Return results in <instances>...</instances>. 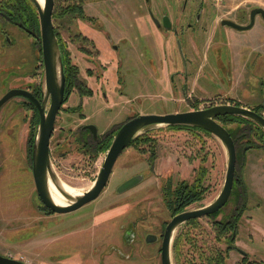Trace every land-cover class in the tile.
<instances>
[{
  "label": "rangeland",
  "instance_id": "rangeland-1",
  "mask_svg": "<svg viewBox=\"0 0 264 264\" xmlns=\"http://www.w3.org/2000/svg\"><path fill=\"white\" fill-rule=\"evenodd\" d=\"M92 2H85L87 17L101 13ZM185 2L187 13L182 17ZM58 5L63 9L68 6L66 0H57V8ZM116 6L122 7L124 22L122 34L115 31L117 27H111L113 33L116 32L112 43L119 47L118 52L102 35L92 34L95 40L91 39L88 32L93 26L84 19L67 15L54 20L56 27L60 26L71 65L78 66L82 75L80 86L73 88L69 102L57 118L51 140L52 165L55 176L83 191L93 186L110 149L96 150L92 135L83 130L85 125H95L99 135L108 130L105 135L109 133L106 138L112 144L118 128L129 118L185 112L194 103L200 104V98H204L203 104L223 92L245 106L264 105L262 17L258 16L253 29L243 32L219 25L222 19L248 24L250 12L264 8V0H150V3L118 0L99 7L104 15L112 14ZM149 11L159 20L170 16L177 23H184L183 19L191 16L195 19L198 14L202 19L199 28H205L207 33L200 47L204 54L208 50L209 59L205 63L202 85L193 89L191 101H185L192 94L190 88L186 91L181 87L183 83H178L181 86L170 84L169 79L178 68H172L174 65H169L168 61L176 54L179 57L180 50L185 58L195 56L192 36L188 37L192 32L181 26L180 33L187 34L189 44L180 37L178 47L174 48L172 33L164 31L162 35L154 27ZM136 14L142 17L138 22L143 36L135 27ZM191 22L196 23L195 20ZM112 23L120 26L116 19ZM4 24L10 37L5 40L0 22V99L15 88L43 91L44 98L46 77L42 43L18 27L9 25L11 29L7 30ZM79 32L91 42L77 39ZM215 46L220 47L226 72L233 59L239 61V66H246L237 84L230 85L224 70H221V76H225L223 83L210 76L211 66L218 67ZM161 70H164L162 77ZM89 71L93 75L88 74ZM99 74L109 79L94 83ZM82 87L94 89L96 95L85 97L83 94L87 90ZM82 103L86 120L81 118L80 112L67 111ZM49 106L50 101L47 108ZM220 123L237 139L240 137L236 143L238 183L221 217L227 222L239 206L236 245L249 254L250 263L264 264V129L261 131L258 124L249 130L245 126L252 125L248 123ZM39 125L37 108L23 97L12 99L0 110V253L29 264H161V242L148 245L145 237L148 233L159 235L171 220L172 189L184 181L193 184L202 171H206L205 199L188 208L192 210L213 203L225 183L228 152L220 139L203 130L156 125L137 136L142 143L131 144L123 152L97 200L68 214L40 213L43 205L37 196L32 169V145ZM246 147L251 149L244 151ZM136 175L144 177L142 183L119 194L120 185ZM18 183L22 187L24 183L30 186L29 195L27 192L25 196L20 194L23 188L19 190ZM238 193H244L241 200ZM243 207L245 210L240 209ZM212 221L202 218L194 230L190 231L187 224L176 230L175 239L184 237L176 242L179 243L177 250L176 245L173 250L179 255L177 260L173 256L174 264H210L208 258L216 257L218 251L227 256L224 264H246L237 251L226 253L228 244L218 240V231ZM230 235L228 233V237Z\"/></svg>",
  "mask_w": 264,
  "mask_h": 264
},
{
  "label": "water",
  "instance_id": "water-1",
  "mask_svg": "<svg viewBox=\"0 0 264 264\" xmlns=\"http://www.w3.org/2000/svg\"><path fill=\"white\" fill-rule=\"evenodd\" d=\"M149 1V0H147ZM39 15L40 34L26 28V31L39 39L42 43V53L45 66L46 77V93L42 100L37 99L33 93L26 89H11L0 99V110L9 101L16 97H25L33 102L39 111L40 125L35 140L32 153L33 175L37 193L42 203L52 212L58 214H68L75 212L82 207L97 200L107 187L112 176L115 165L123 154L130 147L132 141L145 129L156 125L166 126H189L203 129L222 141L228 152V168L223 189L217 199L207 205L195 210L185 211L176 215L168 224L164 242L162 246V264L172 263V240L176 230L184 223L193 219L210 216L226 206L230 200L236 181V167L238 162V150L234 138L229 130L219 121V117L224 116H242L252 119L264 129V115L253 111L247 107L236 105H219L207 107L205 109L187 112L170 113L165 115L145 114L137 116L127 121L116 133L111 147L105 158L103 167L95 180L91 189H89L82 197L75 198L65 207L57 205L49 194V177L58 178L51 159V140L55 131L58 114L65 102L66 77L62 60L61 49L54 24L55 0H45L44 8L41 7L38 0H33ZM257 16H261L264 20V8H255L251 11V23L247 26L241 25L235 21L223 19V26L232 27L239 31H246L253 28ZM152 19L157 27L161 26L160 21L152 14ZM164 27L171 28V19L169 16L164 17ZM24 27L23 24H19ZM10 41V38H9ZM60 71V74H59ZM50 101V106L47 105ZM95 136L98 130L95 125H88ZM251 147H246L247 151ZM144 177L136 175L120 185L117 189L119 194H123L137 186H139ZM0 264H25L23 262L9 259L0 255Z\"/></svg>",
  "mask_w": 264,
  "mask_h": 264
},
{
  "label": "flooded vegetation",
  "instance_id": "flooded-vegetation-1",
  "mask_svg": "<svg viewBox=\"0 0 264 264\" xmlns=\"http://www.w3.org/2000/svg\"><path fill=\"white\" fill-rule=\"evenodd\" d=\"M4 1H6V0H1L0 1V22H1V26H3V28H2V30H1V33L2 34H4L5 35V40L7 39V37H10V34L8 33H6V30H5V27H4V23H6V26H8L7 27V30H10L11 29V27L9 26V25H11L12 27H18V28H20L21 30H23L24 32H26V33H28L27 31H26V28H28V26H26L22 21H20V20H16L13 16H14V10H13V6H11L10 7V3H6L5 4V2ZM9 1V0H8ZM10 1H12V0H10ZM91 1H93L92 3H94L95 5H97L98 7V10H100V12L101 13H99V15H96V14H92V16L90 17H87L86 16V10H85V2H86V0H66V3H67V5L70 3V4H76L77 6H81V8L83 9V15H80V14H76V17H77V19H84V20H86L87 22H89V23H91L92 24V26H93V29L91 28V30H89V32H88V36L91 38V39H93V40H95V38L93 37V36H97V37H99V35H102V36H104V37H106V39L110 42V43H112V41L114 40V37H115V33L116 32H118V34H122L121 33V27H122V25L124 24V22H123V20L121 19V9H122V7H118V6H116V9L114 10L113 9V11L111 12L112 14H109V13H106V14H102V12L104 11V10H102V9H100V5L101 4H107V5H109V3H110V1L111 2H115V1H118V0H91ZM146 2L148 3H150V0L149 1H147L146 0ZM11 3H13V2H11ZM62 3L64 4L65 2H63L62 1ZM137 3V2H136ZM69 4V5H70ZM120 4V2L117 4V5H119ZM7 5V7H5ZM56 5H57V0H55V7H56ZM65 5V4H64ZM68 5V6H69ZM68 6L66 7V8H68ZM113 6H115V4L113 5ZM58 7H60L61 9H63V7L62 6H60V5H58ZM65 9V8H64ZM106 11V10H105ZM187 11V2H185V4H184V6H183V12H182V14H183V16L182 17H184L185 15H186V12ZM54 12H55V9H54ZM96 13V12H95ZM152 14H154L152 11H149V15H150V17L152 18ZM113 15V16H112ZM189 15L191 16V13L189 12ZM75 17V16H74ZM165 17V16H164ZM164 17H162L159 21H160V23H161V26L160 27H157V25L154 23V21H153V19H152V22H153V24H154V27L159 31V32H161L162 33V35H163V33H164V31H166V32H168V33H172V35H173V41H174V48H176V46L178 47V44H179V39H180V37H183L186 41H187V45L189 44V42H188V38H187V34L186 35H184V33H183V35H182V33H180V31L182 30V27L181 26H186V28L189 30V31H191L192 32V34H190L188 37H190V36H192V39H191V42H192V47H193V49H194V53H196L195 54V56L193 57V55H190V57H184V54L181 52V50L179 51V57L177 56V54H176V56H173V57H168L169 58V61H168V63H169V65H174L172 68H174L175 69V67L176 68H178L172 75H171V77H170V79H169V82H170V84H172L173 86H181V85H179V84H181V83H183L182 84V86L181 87H183V89L184 90H186V91H188L189 90V88H190V90L189 91H192V94L190 95V97H187L186 99H185V101H191V98H192V96H193V89H196L197 87H199L200 85H202V79L204 78V76L206 75L205 74V69H206V65H205V63H206V61L209 59V56H208V54H207V52H208V50L206 51V53L204 54V52H203V49H202V47H200V46H202L203 45V42H202V38H206L205 37V34L207 33L206 32V29L205 28H199V26H200V23H201V17L199 16V14L198 15H196V17H195V19L191 16V17H188V18H186V19H183V20H185L184 21V23H177V21L176 22H173V20H172V18L170 17V19H171V28L170 29H167V28H165L164 27ZM53 18H54V15H53ZM63 18H65V17H63ZM142 17H140V16H138L137 14H136V21H135V27H136V29H138L139 30V32H140V34H141V36H143V34H142V27H140L139 26V22H138V20L139 19H141ZM257 18H258V16H257ZM257 18H256V22H255V25L253 26V28L256 26V23H257ZM114 19H116V22L120 25V26H117L115 23H112L113 21H114ZM260 19H261V16H260ZM2 20V21H1ZM121 20H122V23H121ZM193 20H195L196 21V23H195V25L197 24V27H194L195 25L191 22V21H193ZM223 20V19H222ZM222 20H220L219 21V25L220 26H222V27H228V26H223L222 24H221V21ZM227 20H232V19H227ZM263 20V19H262ZM232 21H235V20H232ZM245 21H246V19H245ZM264 21V20H263ZM238 23V22H237ZM251 23V12H250V17H249V20H248V24H241V25H245V26H247V25H249ZM19 24H23V26L24 27H21ZM54 24H55V22H54ZM107 24V25H106ZM260 25H261V23H260ZM112 26H114V27H117L118 29H115V33H113V30H112ZM124 26V25H123ZM263 27H264V25H262ZM56 27V26H55ZM140 27V28H139ZM60 28V26L58 25V31L60 30L59 29ZM229 28H232V27H229ZM253 28H251V29H253ZM28 29H30V30H32L31 28H28ZM234 29V28H233ZM250 29V30H251ZM126 30V29H125ZM234 30H236V29H234ZM32 31H34V30H32ZM237 31H239V30H237ZM264 31V30H263ZM36 32V31H35ZM243 32V31H242ZM6 33V34H5ZM29 34V33H28ZM37 34H40V33H38L37 32ZM92 34H93V36H92ZM30 35V34H29ZM162 35H159V36H162ZM32 36V35H31ZM101 36V37H102ZM193 36H194V38H193ZM34 37V36H33ZM58 37V41H59V39L61 38V40H63V38H62V35H61V33H60V31H59V35L57 36ZM77 39H79V40H81L82 38H83V40L84 41H88V42H91V40H89L88 39V37L86 38V37H84V35H82V33L81 32H79V33H77ZM156 37V36H155ZM37 41H39L40 42V40L39 39H37V38H35ZM217 41V40H216ZM9 43V42H8ZM11 43V42H10ZM59 45H60V41H59ZM217 45V44H216ZM112 47H113V49L114 50H116L117 52L119 51V47L118 46H116V44H114L113 45V43H112ZM200 48V49H199ZM215 48H218L219 50L217 51L216 49V54H215V58H216V61H217V66L218 67H212L211 66V71H210V76L212 77V78H214V77H216L217 79H219V81H221L222 82V80H223V82H225V76H221V70H224L225 72H226V67H225V65H224V62H223V56H222V53H221V50H220V47H216L215 46ZM179 49V48H178ZM189 53V52H188ZM260 55H262V54H260ZM260 55H259V57L256 59V62L259 60V58H260ZM244 57V56H243ZM250 58L252 59V55H250ZM62 60H63V58H62ZM120 60V62L122 63V60L121 59H119ZM201 60H202V62H201ZM64 65V64H63ZM192 65H194L193 67H196L194 70H192V68H190ZM75 67L77 68V74H76V76H75V87H78V86H80V83H81V75H82V73H81V70L79 69V67L78 66H76L75 65ZM234 67H236L235 69H234ZM244 67V68H243ZM245 65H242V67L241 66H239L238 64H236L235 62H233V60H231V62H230V69L229 70H227V75L229 76V83H230V85H233V84H237L238 82H240L241 80H242V78H243V75H244V73H245ZM190 69V70H189ZM237 69H239V73H241L240 72V70L242 71V73L241 74H239L238 73V71H237ZM65 71V70H64ZM163 72H164V70L162 71H159V75L162 77V74H163ZM88 74H92V72L91 71H89L88 72ZM93 75V74H92ZM107 79H109L105 74H99L98 76H95V79H94V83H101V82H105V80H107ZM165 80V79H164ZM164 80L162 81L163 83H164ZM176 80H177V82H176ZM181 80V81H180ZM67 82V81H66ZM222 82V83H223ZM165 83H166V81H165ZM179 83V84H178ZM83 89H85V90H87V92L89 93L88 95H86L85 97H92V96H95L96 95V93H95V91H94V89H90V88H88V87H82ZM178 89V88H177ZM29 91V90H28ZM31 93H33V95L37 98V99H39V100H42L43 99V91H30ZM65 95H66V92H65ZM71 96V95H70ZM70 96H69V98H68V100L67 101H65L64 102V104H63V107L61 108V110H60V112H59V114L60 113H62V110H63V108H64V105L66 104V103H68L69 102V100H70ZM217 96V97H216ZM216 96H214V97H216V99H214V100H212V101H203V104H202V99H204V98H200L199 100H201L200 101V104H197V103H194L193 105L194 106H192L189 110H187V111H196V110H201V109H205V108H207V107H213V106H219V105H236V106H243V107H247V108H249V109H252L253 111H256L257 113H260V114H262V115H264V105H257V104H254V105H251V107L250 106H248V105H244V104H241L240 103V100H238V102H236V101H234L233 100V97H231V96H228L227 94H226V92H223V95L222 94H220V95H216ZM84 97V98H85ZM194 97V96H193ZM224 97H226V98H228L227 100H230V101H232V102H230V101H227L226 99H223ZM24 99H26V100H28L30 103H32L33 104V102L31 101V100H29V99H27V98H25V97H23ZM235 99V98H234ZM197 102V101H196ZM83 104L84 103H82V104H80V105H78V106H73L72 108H68V112L69 113H71V114H77L78 112H80L81 113V118L84 120H86L87 118V116H85V114L83 113ZM34 105V104H33ZM206 105V106H205ZM35 106V105H34ZM188 106H189V103H188ZM258 109H260L259 111H257ZM38 110V109H37ZM187 111H185V112H187ZM39 112V111H38ZM175 113H178V112H175ZM59 114H58V117H59ZM137 116H140V115H136L135 117H137ZM57 117V118H58ZM135 117H132V118H129L128 119V121L129 120H131V119H133V118H135ZM92 125V124H91ZM124 125V124H123ZM122 125V126H123ZM86 126H88V125H85V126H83V130L84 131H86V132H88L89 134H91L92 135V137H93V139H94V141L93 142H99V141H101V140H103L104 138H106V137H108L109 135V133L108 134H106L105 135V133H107V131L106 132H101V134L99 135H97V137L95 138V136L93 135V133H92V131L90 130V129H88V128H86ZM121 126V127H122ZM121 127H119L118 128V130L121 128ZM98 130V129H97ZM118 130H117V132H118ZM116 132V133H117ZM115 133V134H116ZM104 134V135H103ZM251 149V148H250ZM238 150V149H237ZM65 182V181H64ZM29 184V183H28ZM17 187H18V189H19V187H22V184L21 183H18V185H17ZM23 191L20 193V194H23L24 196H25V194H26V192L28 193H30V186H28L27 184H23ZM20 190V189H19ZM83 192H85V191H83ZM29 193H28V195H29ZM37 196H38V198H39V200H40V197H39V195H38V193H37ZM53 196V195H52ZM40 202L42 203V201L40 200ZM229 202V201H228ZM228 204V203H227ZM227 204H226V206H227ZM42 205L43 206H41L40 208H41V210H39V212L40 213H47V211L49 212V213H53V214H58V213H55V212H52L50 209H48L43 203H42ZM194 205V204H193ZM193 205H191V206H189L188 208H190V207H192ZM225 206V207H226ZM174 207H175V205H174ZM224 207V208H225ZM188 208H186V210L185 211H190V210H188ZM239 206H237V208L235 209V211H234V214H232V216L227 220V223H230V225H232V231H231V235L229 236V237H232L231 238V240H232V243H231V245L230 244H228V247H232V250H230V252H233V251H237L238 253H240V254H242L243 255V262H246V264H262L261 262H258V261H254L253 263H250V261H249V254L247 253V252H245V251H243L242 249H240L239 247H237V245H236V240L238 239V235H239V228H240V226H239V219H240V216H239ZM192 210H195V209H192ZM222 210H223V208L221 209V210H219L218 212H216L215 214H213V215H210V216H205V217H203V218H209V219H212L213 221V226L215 227V229H216V231L218 230V228L223 224V222H225V220H223V218L221 217V212H222ZM184 211V212H185ZM171 220L176 216V215H178V214H180V212L179 213H174V210H172L171 209ZM181 213H183V212H181ZM59 215H63V214H59ZM200 219H202V218H199V219H193V220H191V221H195V222H199V220ZM171 220L166 224V226H165V228H164V230L159 234V235H157V234H154V233H148L147 235H146V237H145V242L148 244V245H151V244H155V243H159V242H161V249H160V254H161V264H162V246H163V242H164V235H165V231H166V228H167V226H168V224L171 222ZM191 221H188V222H186V223H184V224H187V227L189 228V230L191 231V230H194L195 229V227H194V225L193 224H191L190 225V223H191ZM197 224H199V223H197ZM230 225H228V227H230ZM182 226V225H181ZM181 226H180V228H181ZM236 228V229H235ZM190 231H187V232H189L190 233ZM131 236V235H130ZM176 241H177V238L175 239V237H173V240H172V263H173V256H174V259H175V251H173L174 250V248H175V245H176ZM174 252V253H173ZM0 255H2V256H4V257H7V258H9V259H14V260H17V261H20V262H23V263H25V264H29L28 262H26V261H24V260H22V259H17V258H15V257H11V256H7V255H5V254H2V253H0ZM264 260V259H263ZM174 264V263H173Z\"/></svg>",
  "mask_w": 264,
  "mask_h": 264
},
{
  "label": "trees",
  "instance_id": "trees-1",
  "mask_svg": "<svg viewBox=\"0 0 264 264\" xmlns=\"http://www.w3.org/2000/svg\"><path fill=\"white\" fill-rule=\"evenodd\" d=\"M5 4L6 3H10V7L13 6V10H14V18L16 20H20L22 21L26 26H28V28H31L32 30L36 31L39 33V24H38V20H37V8L33 2V0H12V1H4ZM13 2V3H11ZM7 7V5L5 6ZM36 8V9H35ZM57 8V6H56ZM58 11L55 10L54 12V20L57 18H63L66 17L67 15H73L76 16V14H80L83 15V9L81 8V6H77L75 3L72 5L70 4L68 6V8L65 9H61L60 7L57 8ZM38 11V10H37ZM55 22V21H54ZM56 26V25H55ZM55 31L57 36L59 35V31H58V27H55ZM60 41V49H61V54H62V58H63V64H64V70H65V77H66V95H65V101L68 100L69 96L72 93L73 88H75V76L77 74V68L75 66L71 65V61L69 59V53L66 50V45L63 42V40H61V38L59 39ZM89 93H85L83 95H88ZM260 109H258L257 111H259ZM219 122H239V123H248L250 126H245L247 127L249 130H252V128H254V125L258 124L255 121H253L252 119L246 118V117H242V116H224V117H219L218 118ZM259 125V124H258ZM171 128H185V129H189V128H193V129H198V130H203V129H199V128H195V127H189V126H169ZM259 129H261V131H263L262 127H259ZM205 131V130H203ZM207 132V131H205ZM231 136L234 138L235 143L238 142V138L235 137L234 133L232 131H230ZM251 134V131H249ZM208 133V132H207ZM264 134V131H263ZM244 137H246V135H243ZM37 137V132L35 133V137H34V141H33V145H32V152H33V147L35 144V140ZM109 138H105L99 142H95L93 144V147L96 148V150L102 151V150H107L110 148L111 142H108ZM142 143L141 139L138 137L135 138L132 141V145L135 143ZM238 157H239V152H238ZM206 176L207 173L206 171H202V174L196 178V180L194 181L193 184H190L189 182H182L180 184H178L176 186L175 189H172V197L173 201L171 202V209L174 210V213H181L184 212L186 210V208H188L189 206L193 205V204H198L201 203L204 199H205V195L207 193V187H206ZM238 183L237 180V174H236V181H235V185H234V190L236 188V185ZM234 190L232 195L234 194ZM244 193H238V198L242 199V195ZM240 199V200H241ZM175 205V207H174ZM241 210H245V208H240ZM240 216V215H239ZM198 222L195 221H191L190 225L193 224L194 227H198ZM228 225H230V223H227L226 221L223 222V224L218 228V240L219 241H225L226 243L230 244L232 243L231 238L232 237H228V233L231 234L232 231V225H230V227H228ZM236 229V228H235ZM182 236L181 235V239H177L176 242H180L182 240ZM188 241L191 242V239L188 237ZM179 243L176 244V250H177V246ZM230 250H232V247H228L227 250V254L228 252H230ZM225 254H223L221 251L217 252L216 257L213 258H208V261L210 262V264H224L225 259H226V255L223 256ZM178 254L175 251V258L177 260L178 258ZM214 261V263H213Z\"/></svg>",
  "mask_w": 264,
  "mask_h": 264
},
{
  "label": "bare ground",
  "instance_id": "bare-ground-1",
  "mask_svg": "<svg viewBox=\"0 0 264 264\" xmlns=\"http://www.w3.org/2000/svg\"><path fill=\"white\" fill-rule=\"evenodd\" d=\"M41 7L44 8L45 0H38ZM60 74V71H59ZM49 194L51 199L59 206H68L73 199L82 197L84 193L83 190L76 189L71 185L67 184L60 178L49 177ZM53 195V196H52Z\"/></svg>",
  "mask_w": 264,
  "mask_h": 264
},
{
  "label": "crops",
  "instance_id": "crops-1",
  "mask_svg": "<svg viewBox=\"0 0 264 264\" xmlns=\"http://www.w3.org/2000/svg\"><path fill=\"white\" fill-rule=\"evenodd\" d=\"M216 50L218 51L219 49L216 48ZM239 56H240V55L237 56V59H238ZM235 58H236V55H235ZM233 62H235L236 64H239V65H240L239 61H236V59H233ZM237 71H238V73H239V69H237ZM241 73H242V71H241ZM241 73H239V74H241Z\"/></svg>",
  "mask_w": 264,
  "mask_h": 264
}]
</instances>
